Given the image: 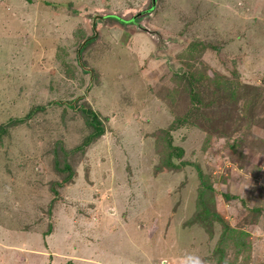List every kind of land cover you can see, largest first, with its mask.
<instances>
[{
	"label": "rangeland",
	"instance_id": "obj_1",
	"mask_svg": "<svg viewBox=\"0 0 264 264\" xmlns=\"http://www.w3.org/2000/svg\"><path fill=\"white\" fill-rule=\"evenodd\" d=\"M0 238V264H264V0H0Z\"/></svg>",
	"mask_w": 264,
	"mask_h": 264
},
{
	"label": "trees",
	"instance_id": "obj_2",
	"mask_svg": "<svg viewBox=\"0 0 264 264\" xmlns=\"http://www.w3.org/2000/svg\"><path fill=\"white\" fill-rule=\"evenodd\" d=\"M151 3H152V1H150V4ZM145 10H147V9H144V11ZM105 14H107V13H105ZM97 16L98 15H92V17H91L90 21H91L93 28L95 27L96 21H98V19H99ZM86 40H87V38H86ZM83 111L87 114V116L85 117V121L87 122L88 126L91 127L90 135L87 138V143H88L92 139L100 136L103 133L104 129L101 125L99 117L91 108L83 110ZM63 163H64L65 168H69V165L66 164V162H63Z\"/></svg>",
	"mask_w": 264,
	"mask_h": 264
},
{
	"label": "crops",
	"instance_id": "obj_3",
	"mask_svg": "<svg viewBox=\"0 0 264 264\" xmlns=\"http://www.w3.org/2000/svg\"><path fill=\"white\" fill-rule=\"evenodd\" d=\"M9 241V240H8ZM7 240H3L2 238H0V248L2 247V251H4L5 249H8V250H11V249H15V247L14 246H12L13 244H11V243H9ZM14 247V248H13ZM19 251V250H18ZM49 255V257L51 258V257H54L53 256V253L51 252V253H49L48 254ZM6 258V254L4 255V259ZM59 258V257H58ZM77 258H79V259H77ZM87 258H89V257H87V255H85V256H76V259L77 260H80V261H87L88 259ZM91 260V259H90ZM23 263H27V262H23ZM55 262H53V261H51V262H49L48 264H54Z\"/></svg>",
	"mask_w": 264,
	"mask_h": 264
},
{
	"label": "water",
	"instance_id": "obj_4",
	"mask_svg": "<svg viewBox=\"0 0 264 264\" xmlns=\"http://www.w3.org/2000/svg\"><path fill=\"white\" fill-rule=\"evenodd\" d=\"M152 2L154 3V2H155V0H152Z\"/></svg>",
	"mask_w": 264,
	"mask_h": 264
},
{
	"label": "flooded vegetation",
	"instance_id": "obj_5",
	"mask_svg": "<svg viewBox=\"0 0 264 264\" xmlns=\"http://www.w3.org/2000/svg\"><path fill=\"white\" fill-rule=\"evenodd\" d=\"M151 1V0H150ZM156 1V0H155ZM153 4H155V2L153 3Z\"/></svg>",
	"mask_w": 264,
	"mask_h": 264
}]
</instances>
